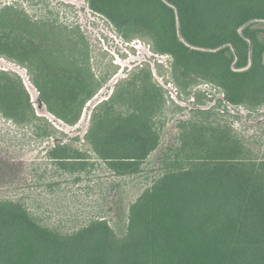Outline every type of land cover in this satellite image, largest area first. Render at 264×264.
Instances as JSON below:
<instances>
[{
	"label": "trees",
	"instance_id": "1",
	"mask_svg": "<svg viewBox=\"0 0 264 264\" xmlns=\"http://www.w3.org/2000/svg\"><path fill=\"white\" fill-rule=\"evenodd\" d=\"M88 1L125 36L142 35L155 51L170 54L182 89L206 80L234 105L264 104V0ZM11 25L21 33H0V55L39 63L33 83L42 101L67 124H77L101 86L88 65L84 36L77 29L80 41L69 37L64 60L53 66L45 56L57 45L48 43L49 30L38 35L25 18ZM12 76L0 71V110L8 118L24 105ZM132 81L121 82L97 107L86 135L119 176L140 172L161 141L153 118L163 109L164 91L152 67ZM119 102L125 112L116 110ZM180 143L184 164L166 165L130 205L123 236L106 219L61 234L38 223L22 203L0 201V264H264V157H254L233 130L194 121L181 130ZM65 149L58 143L52 157L81 158L66 156Z\"/></svg>",
	"mask_w": 264,
	"mask_h": 264
},
{
	"label": "rangeland",
	"instance_id": "2",
	"mask_svg": "<svg viewBox=\"0 0 264 264\" xmlns=\"http://www.w3.org/2000/svg\"><path fill=\"white\" fill-rule=\"evenodd\" d=\"M22 18L38 35L49 30L48 43L57 45L50 52L46 48L45 56L53 66L64 60L62 52L69 49L65 45L69 37L80 41L75 33L80 30L88 45V65L101 85L84 106L80 121L69 125L51 113L44 102L41 104L40 91L33 83L41 65L31 66L30 60L0 55V71L13 75L15 90L24 98L14 118L4 116L0 110V201L22 203L41 225L66 235L94 220L106 219L119 236L125 235L130 205L164 173L166 165L184 164L179 153L180 133L190 121L233 130L254 157H264V104L254 108L233 104L237 108L233 113L222 89L213 82L198 80L182 89L174 79L170 54L155 51L147 37L125 36L104 14L94 11L88 0H0V33H21L22 28L11 24ZM8 19L11 23L4 26L2 22ZM53 27L58 28L57 32L52 31ZM64 28L67 31L61 32ZM156 54L169 56L167 63H160ZM66 55L70 58L68 52ZM151 63H156L157 73L177 91L180 102L153 74L166 98L163 109L153 118V129L161 136L160 145L140 172L119 176L94 153L86 135L97 107L116 93L121 82H133L134 74L151 68ZM18 68L24 70L25 78ZM25 79L34 87L28 83V88ZM27 99L38 118L33 116ZM116 110L125 112V106L119 102ZM58 143L65 145L66 156L81 154V158H53Z\"/></svg>",
	"mask_w": 264,
	"mask_h": 264
},
{
	"label": "built area",
	"instance_id": "3",
	"mask_svg": "<svg viewBox=\"0 0 264 264\" xmlns=\"http://www.w3.org/2000/svg\"><path fill=\"white\" fill-rule=\"evenodd\" d=\"M155 56L158 58V60H159L160 63H167V58H169V56H167V55H158V54H156ZM172 59H173V58H172ZM3 61H4V60H3ZM151 65H152V72H153L154 76L158 79L157 81H159V83H160L162 86H164L167 90H169V92H170V94L172 95L173 99H174L177 103L180 102V98H179V95H178L177 91L174 90V89H171V87H170L168 84H166L165 81L163 80V78L157 73V68H156V66H155L156 63H151ZM166 65L169 66V63L166 64ZM18 69H19V68H18ZM23 71H24V70L19 69V70H18V73L21 74V75L25 78L26 73L23 72ZM25 83H26V86H27L28 88H29L28 83L31 84V85L33 86V84H32L29 80H27V79H25ZM33 87H34V86H33ZM182 103H183V102H182ZM226 104L228 105V107H229L230 109L233 108V110H232L233 113L236 111V109H237L236 106H234L233 104H231V103H229V102H226Z\"/></svg>",
	"mask_w": 264,
	"mask_h": 264
},
{
	"label": "water",
	"instance_id": "4",
	"mask_svg": "<svg viewBox=\"0 0 264 264\" xmlns=\"http://www.w3.org/2000/svg\"><path fill=\"white\" fill-rule=\"evenodd\" d=\"M41 104H43V101L41 100Z\"/></svg>",
	"mask_w": 264,
	"mask_h": 264
}]
</instances>
